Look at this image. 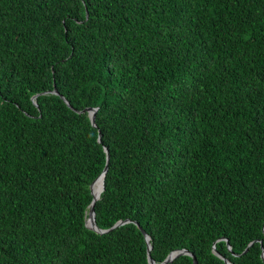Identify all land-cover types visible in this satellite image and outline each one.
<instances>
[{"label": "trees", "instance_id": "trees-1", "mask_svg": "<svg viewBox=\"0 0 264 264\" xmlns=\"http://www.w3.org/2000/svg\"><path fill=\"white\" fill-rule=\"evenodd\" d=\"M214 247L264 264V0H0V264Z\"/></svg>", "mask_w": 264, "mask_h": 264}, {"label": "water", "instance_id": "water-1", "mask_svg": "<svg viewBox=\"0 0 264 264\" xmlns=\"http://www.w3.org/2000/svg\"><path fill=\"white\" fill-rule=\"evenodd\" d=\"M52 93H54L55 95H59L58 92L56 91V89H55V91H53ZM36 97H37V96H34V98H36ZM61 98H63V97L61 96ZM63 99H64V98H63ZM64 100H65V99H64ZM65 102H66L67 105H69L68 102H67L66 100H65ZM97 110H98V109L88 108V109H85L84 111L81 112V113H88V115H89V117H90V120H91V123H92V125H93L94 127H96L95 118H96ZM79 113H80V112H79ZM98 141H99V143L101 142V133H100V135H99V140H98ZM105 151H106V153H107V156H108V162H109L108 150L105 149ZM107 170H108V166L105 167L103 173L98 177V178H100V177L103 178V190H102V194H103L104 191H105L104 180H105V175H106ZM98 178H97V179H98ZM97 179H96V180H97ZM96 180H95V181H96ZM95 181H93V183H94ZM93 183H92L91 186H90L92 195H93V190H92V185H93ZM102 194H101V195H102ZM101 195H100L99 197H95V196L93 195V200H92V203H91V205H90V211L88 212V217H87V220H86V226H87L90 230H92V231H94V232H96V233H98V234H104V233H108V232L113 231L115 228H117V227H119V226H121V225H124V224H126V223H130V222H131V221H123V222H119V223H117V224H116L114 227H112L111 229H108V230H102V229H100V228L98 227L97 220H96L95 204H96V202L100 199ZM134 223H135L138 227H140L139 224H138L137 222H134ZM140 229H141L142 233H143L144 236H145V239H146V242H147V245H148V251L150 252L151 249H152V246L150 245V237H149V235L146 233V231H145L144 229H142L141 227H140ZM254 243H255V242H254ZM254 243H252L250 246H252ZM229 249L231 250L230 247H229ZM213 252H214L216 255L220 256V255L218 254V252H217V250H216L215 247L213 248ZM245 252H246V251H245ZM183 255L191 256V257L193 258V262H194V264H198L197 259L195 258V256H194L192 253H190V252H188V251H186V250H181V251H174V252H172V253L166 258V260H165L162 264H170V263H172L175 259H177L178 257L183 256ZM220 257H221V256H220ZM221 258L223 259L224 264H231L229 261H227V260L224 259L223 257H221ZM262 259H263V261H264V254H262ZM149 263H150V264H156V263L152 260V258H150V257H149Z\"/></svg>", "mask_w": 264, "mask_h": 264}, {"label": "bare ground", "instance_id": "bare-ground-1", "mask_svg": "<svg viewBox=\"0 0 264 264\" xmlns=\"http://www.w3.org/2000/svg\"><path fill=\"white\" fill-rule=\"evenodd\" d=\"M93 195L99 197L103 190V178H98L92 185Z\"/></svg>", "mask_w": 264, "mask_h": 264}, {"label": "clouds", "instance_id": "clouds-1", "mask_svg": "<svg viewBox=\"0 0 264 264\" xmlns=\"http://www.w3.org/2000/svg\"><path fill=\"white\" fill-rule=\"evenodd\" d=\"M262 254H264V252Z\"/></svg>", "mask_w": 264, "mask_h": 264}]
</instances>
